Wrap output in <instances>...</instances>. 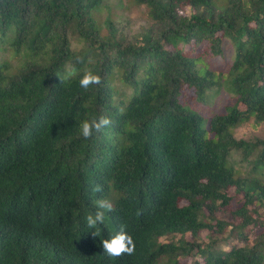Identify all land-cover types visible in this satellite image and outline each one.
<instances>
[{
    "label": "trees",
    "instance_id": "trees-1",
    "mask_svg": "<svg viewBox=\"0 0 264 264\" xmlns=\"http://www.w3.org/2000/svg\"><path fill=\"white\" fill-rule=\"evenodd\" d=\"M109 1L0 0V264H264V139L235 135L264 123V0H134L151 20L134 41ZM121 226L135 252L109 257Z\"/></svg>",
    "mask_w": 264,
    "mask_h": 264
},
{
    "label": "rangeland",
    "instance_id": "rangeland-1",
    "mask_svg": "<svg viewBox=\"0 0 264 264\" xmlns=\"http://www.w3.org/2000/svg\"><path fill=\"white\" fill-rule=\"evenodd\" d=\"M119 2L123 3L125 9H121L119 7ZM109 5L111 6L110 8L113 12V22L115 23L116 28H118V30L124 33L129 38V40L134 41L135 38L139 35V33L142 31V29L147 28L149 24H151L147 9L136 5L134 0H110ZM184 13L189 14V11H184ZM105 33H107V31L102 32L103 35H105ZM73 47L79 49L82 46L81 44L75 41L73 42ZM223 50V55L216 57L218 59H213L212 57H210L211 59L208 58V61L213 68L225 70L232 63L234 57V49L232 48L231 42L228 39H225L224 41ZM5 56L8 59L11 58L9 54H6ZM16 61V59H13V62ZM128 93L129 91L127 89L126 94L128 95ZM230 95L231 94H229L226 90H220V92H216L215 94L211 95L208 98L209 107L208 109L204 110V112L208 115H213L214 113L219 112L222 105L226 104ZM193 102L194 100L190 103ZM194 104H196V102ZM197 107L200 108L201 106ZM235 135L238 139H245L248 141L256 140L257 138L264 139V123H256L255 119H251L248 123H245L244 125L237 128L235 131ZM236 157L239 160V157ZM182 204L184 205L186 204V202H183ZM211 237L212 234H208V232L203 231L200 239L198 240L199 242H206ZM174 238L177 239L178 237ZM231 244H233L232 241ZM235 244L240 246L243 245V243ZM230 245L225 248H230Z\"/></svg>",
    "mask_w": 264,
    "mask_h": 264
},
{
    "label": "clouds",
    "instance_id": "clouds-1",
    "mask_svg": "<svg viewBox=\"0 0 264 264\" xmlns=\"http://www.w3.org/2000/svg\"><path fill=\"white\" fill-rule=\"evenodd\" d=\"M77 62H82L79 58ZM76 73L75 68L67 71L63 77H60L62 82L71 78ZM80 87L87 90L93 85L101 84V77L99 75L93 74L91 71H86L82 78L79 80ZM111 124V120L107 117H100L99 119L93 118L91 121L85 120L81 123L80 131L85 139L91 138L93 132H100L105 127ZM101 186L95 185L92 188L93 192H100ZM98 210L94 215H88L86 217V224L89 229H95L98 224H103L105 219V211L112 210V204L106 200L97 201ZM92 235L98 236L96 231L92 232ZM103 252L109 257H120L124 254L133 255L135 252L136 245L133 238L127 234L124 227L121 226L120 230L111 238L104 239L102 241Z\"/></svg>",
    "mask_w": 264,
    "mask_h": 264
}]
</instances>
